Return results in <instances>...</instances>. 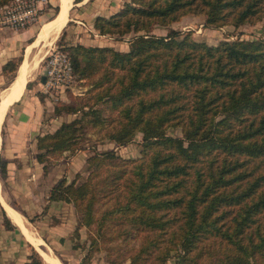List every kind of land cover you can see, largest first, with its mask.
I'll return each instance as SVG.
<instances>
[{
    "label": "trees",
    "instance_id": "obj_1",
    "mask_svg": "<svg viewBox=\"0 0 264 264\" xmlns=\"http://www.w3.org/2000/svg\"><path fill=\"white\" fill-rule=\"evenodd\" d=\"M187 14L203 15L204 26L238 27L264 17V0H129L98 15L99 33L132 34L129 48L69 46L80 78L99 73L98 90L93 103L56 106L81 114L39 134L36 157L47 171L51 154L84 147L88 129L118 145L141 132L138 157L96 149L88 177L60 178L49 198L73 202L79 225L99 230L117 219L122 234L140 237L129 264H264V37L210 44L176 28L154 32ZM15 57L4 72L17 71L23 56ZM6 172L0 160V177ZM112 193L117 204L95 218L99 197ZM30 257L44 264L37 249Z\"/></svg>",
    "mask_w": 264,
    "mask_h": 264
},
{
    "label": "rangeland",
    "instance_id": "obj_2",
    "mask_svg": "<svg viewBox=\"0 0 264 264\" xmlns=\"http://www.w3.org/2000/svg\"><path fill=\"white\" fill-rule=\"evenodd\" d=\"M53 2L54 4L50 3L45 9V12H48V17L53 16L51 19H49L51 20L49 23H51L56 18L62 8L60 5L62 0H54ZM77 11V7L72 5L68 12V16L70 13V16L73 17ZM83 19L84 20L77 19L76 22L68 21L67 24L70 23L69 26L71 28V30L67 31L69 34L65 31L67 26L65 25L63 30L52 39H48V37H46L49 25L47 23L48 20L44 21L42 18H40L37 23L28 26L31 27L32 30L28 36L20 35V32L23 29L14 30L0 28V42L3 41L9 46H14L13 48L16 50L15 58L23 56L24 61L28 56H38L41 58L38 63V67L31 74L30 79L25 81L23 85H18V87L16 85L14 86L13 83L16 80L13 78L17 75L20 66L24 61H22L18 66L17 71L4 72L2 66V72L0 76V102L2 106L4 105L3 103L9 95V91L12 86H14V88H18V92H22L24 90L21 98L25 93L26 87H28V89L31 88L35 90V93L40 96L42 102L46 101L44 103L45 107L43 118L46 119V121L56 118L51 122V124L43 125L41 131H39L35 137L31 138V142L33 143V145H30L31 151L33 150V155L38 162L40 161L36 157V153L38 151L37 136L39 134L54 131L60 126L62 122L70 121L74 117H77L81 114V112L74 113L66 111L65 109H62V111L58 112L56 110V106L69 104L78 107L85 101H88V103H93L95 100V97H90V94H93L98 90V88H96L95 91L92 92V89H94L93 82L99 76V73L96 74L95 77L80 78L79 75L73 72L72 80L69 86L62 88L57 92L48 90L42 79L45 71L46 61L54 49H60L70 56V45L82 43L84 40L80 38L84 34H88L90 36L91 33V35H95L91 30V28L94 26L93 24L95 23V19L91 25L86 22L85 18ZM187 21H189L188 25H185L183 22L171 23L169 25H157L154 28V32L157 34H166L171 28H176L183 32H190L192 38L205 41L210 44L217 43L222 39H255L264 37V17L254 24L245 23L238 27L232 24H227L221 27L204 26V17H192V19H187ZM131 35L132 34H127L123 39H117L114 35L111 36L117 40L129 42ZM32 39L33 41L31 42ZM45 42H47V44ZM15 55H12L8 59L14 57ZM8 84L10 86L5 87ZM15 105L16 104L13 105L12 103L9 106L8 111L6 112L7 114H4L2 120V122L4 121L3 125L2 122L0 125V129L2 127V132L0 134V160H3L6 163L7 168L5 177H0V183L2 185V191L7 199V202L9 204H13L21 212L29 227L36 233H38V228L42 229V225L45 224V222H55L56 220L60 219L59 216L57 217V211L59 210L53 209L51 205L53 199L49 198V192L52 186L56 184V182L62 177H65L67 182L75 180L77 184L84 181L88 177L92 167L89 164L88 157L92 155L96 149H116V151L122 157L126 158H135L140 155L142 140L141 132L137 133L134 139L129 143L118 145L115 141L102 137L104 136V130L97 131L95 129H88L86 132L87 138L84 140L83 148L78 149L75 152L65 151L62 153L51 154L46 160L50 168L46 171L44 168V163L40 162L42 164L43 174L39 176H36L35 174L32 175L31 180L35 181L34 184L30 185V182H28L30 179L24 180V188H26L25 191L29 192L27 193V196H31L29 194H32V196L38 194L40 196H44L47 200L44 201L42 198H40L41 200L36 201V204L39 203V206L34 209H29L28 207L24 208L21 206L22 202L24 201H18L21 199L16 196L17 194L15 191L20 190V186L17 184L15 185L13 179L11 178L12 173L8 163L9 157L6 156L5 149V144L8 142V135L10 133L9 120H11L12 114L14 113ZM52 123L55 124L54 127H52ZM51 128L54 129L50 130ZM168 133L173 135H182L181 129L175 127H170L168 129ZM20 180H23L22 177H20ZM100 180L101 178L97 180V188L102 190L105 186L102 184V182H100ZM68 202L74 206L75 210V221L73 222L72 232L69 234L67 240H63V247L61 249L57 250L52 248V251L58 255L63 263L129 264L130 255L137 248L140 237H127L122 234L123 226L117 223V219L116 221L113 219L106 222L103 229L100 228L99 230V227L95 224L96 222L90 226L85 224L79 225L76 206L73 202ZM117 202L118 197L114 193L106 196L101 195L99 197V202L96 204V210L94 213L95 218H99L106 209L112 208L117 204ZM2 207L3 205L0 200V264H28V261L31 260L30 255L33 253V249L35 247L25 237L19 226L12 219L11 220L15 224L13 228H8L5 225V214L7 211L5 209L6 213H4V207ZM45 216H47V218ZM72 256L73 258H71ZM43 261L44 264H49L45 259H43Z\"/></svg>",
    "mask_w": 264,
    "mask_h": 264
},
{
    "label": "crops",
    "instance_id": "obj_3",
    "mask_svg": "<svg viewBox=\"0 0 264 264\" xmlns=\"http://www.w3.org/2000/svg\"><path fill=\"white\" fill-rule=\"evenodd\" d=\"M54 0H51L50 3L54 4ZM70 7L72 5L76 6L78 11L74 14V16H68V21H75L77 19L84 20L88 22L90 25L94 21L95 17L98 14L109 16L120 7L124 5L126 1L129 0H69ZM62 7V3H60ZM53 17V16H52ZM52 17H48V12H44L42 15V19L44 21L48 20V24ZM192 17H204L203 15H195V14H187L183 16L180 20L175 21L173 23H184L188 25V20L192 19ZM186 19V20H185ZM70 24V23H69ZM69 24H66L65 31L69 34V30H71ZM75 25V24H73ZM94 25V24H93ZM182 25V24H181ZM184 25V26H185ZM182 27V26H181ZM91 30L95 35L90 36L88 34H84L80 39L84 40L82 43L86 45H111L120 50H127L129 48V42L123 40H117L111 35L101 34L96 28L93 26ZM31 27L25 28L20 32L21 36H28L31 33ZM3 37V36H1ZM81 42V41H80ZM14 46H9L3 41L0 42V76L2 72V66L6 62V60L12 55L16 54ZM24 90L18 92L17 98L13 102L15 105L14 113L12 114L11 120H9L10 133L8 135V142L5 144L6 156L9 157V167L11 168V178L14 181V184L20 186V190H16V196L22 202L21 206L28 207L29 209H34L39 206V203L36 204V201L42 200L47 201L44 196L33 195L27 196L29 192H26L24 188V180L30 179V185L34 184L35 181L31 180L32 175L39 176L43 174L42 164L36 161L33 150L31 151V146L33 143L31 142V138L35 137L43 125H49L56 118H52L47 120L43 118L44 115V103L42 102L40 96L35 93V90L28 89L26 87L25 93L21 98ZM21 98V99H20ZM19 100V101H18ZM17 101V102H16ZM16 102V103H15ZM13 104V105H14ZM54 123H52V127H54ZM51 128L50 130H53ZM27 156V157H26ZM22 177L23 180H20ZM27 181V180H26ZM25 181V182H26ZM35 188V187H32ZM0 200L3 207L6 209L8 215L11 219L19 226L22 233L25 237L34 245L37 251L40 252V255L43 259H45L49 264H64L63 261L56 255L52 248L61 249L63 240H67L69 234L72 232L73 222L75 221V210L74 206L71 205L70 202L65 200H52L51 205L54 210L57 211V217L59 216V220L55 222H45L42 225V229L38 228V233L33 231L26 219L23 217L21 212L13 205L7 202L6 197L2 191V185L0 183ZM22 207V208H23ZM17 209V210H16ZM47 218V216H45ZM43 217V218H45ZM44 221V220H43ZM26 228L29 232H31L39 241H35L29 236L28 233L24 231ZM65 238V239H63ZM42 241H41V240ZM40 242V243H39ZM51 244H49V243ZM39 246V247H38ZM49 249V250H48ZM51 251V252H50ZM53 252V253H52ZM62 254V253H61ZM56 256V257H54ZM50 258V259H49ZM73 258V256L71 257ZM58 259V260H57Z\"/></svg>",
    "mask_w": 264,
    "mask_h": 264
},
{
    "label": "built area",
    "instance_id": "obj_4",
    "mask_svg": "<svg viewBox=\"0 0 264 264\" xmlns=\"http://www.w3.org/2000/svg\"><path fill=\"white\" fill-rule=\"evenodd\" d=\"M49 4L50 0H9L0 5V28L20 30L37 23ZM73 72L70 56L54 49L46 61L43 83L57 92L69 86Z\"/></svg>",
    "mask_w": 264,
    "mask_h": 264
},
{
    "label": "bare ground",
    "instance_id": "obj_5",
    "mask_svg": "<svg viewBox=\"0 0 264 264\" xmlns=\"http://www.w3.org/2000/svg\"><path fill=\"white\" fill-rule=\"evenodd\" d=\"M70 2L69 0H62V8L61 11L59 12V14L56 16V18L48 25V30H47V34L46 37H48V39H52L54 37H56L64 28V26L67 24L68 22V12H69V7H70ZM47 44V42H45ZM33 45V44H32ZM30 46V45H29ZM31 50V49H30ZM43 57V56H42ZM40 57L38 56H28L25 61L23 62V64H21L20 69L17 73V75L15 76L14 83L13 85L17 86L18 85H23L25 81H27L28 79H30L31 74L34 72V70H36V68L38 67V63L40 61ZM35 74V73H34ZM14 86H12V88L9 91V95L7 96V98L4 101V105H1L0 102V125L1 122L3 120L4 114L8 111L9 106L15 101V99L17 98V94H18V88H14ZM21 88V87H20ZM14 104V103H13ZM2 106V107H1ZM7 114V113H6ZM6 116V115H5ZM4 122V121H3ZM3 125V124H2ZM0 134H1V129H0ZM24 231L26 233L29 234V236L32 237V239H34L35 241H39L31 232H29L26 228H24ZM24 233V232H23ZM41 240V239H40ZM42 241V240H41ZM40 243V242H39ZM39 247V246H38ZM49 250V249H48ZM51 252V251H50ZM53 253V252H52ZM56 257V256H54ZM50 259V258H49ZM58 260V259H57Z\"/></svg>",
    "mask_w": 264,
    "mask_h": 264
},
{
    "label": "water",
    "instance_id": "obj_6",
    "mask_svg": "<svg viewBox=\"0 0 264 264\" xmlns=\"http://www.w3.org/2000/svg\"><path fill=\"white\" fill-rule=\"evenodd\" d=\"M42 79L44 80V75L42 76ZM10 85H8V87H9ZM2 124H3V122H2ZM1 129H2V127H1ZM1 132H2V130H1Z\"/></svg>",
    "mask_w": 264,
    "mask_h": 264
}]
</instances>
